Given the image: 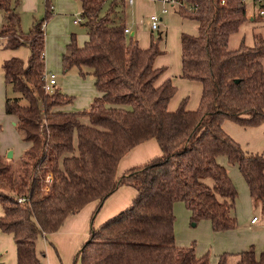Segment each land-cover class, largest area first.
<instances>
[{"label": "trees", "instance_id": "16d2710c", "mask_svg": "<svg viewBox=\"0 0 264 264\" xmlns=\"http://www.w3.org/2000/svg\"><path fill=\"white\" fill-rule=\"evenodd\" d=\"M77 1L87 39L80 45L72 35L62 63L65 74L79 68L82 77L93 76L97 95L81 111L69 109L74 96L44 88L51 3L25 34L17 6L0 0L2 48L30 50L27 62L14 57L3 64L6 87L20 95H7L5 112L17 118L29 145L16 169L0 155V230L14 236L17 264H42L40 237L58 232L94 201L97 214L121 186L137 190L132 205L91 228L76 262L209 264L195 247L177 245L174 206L184 204L193 226L208 221L215 233L236 230L239 193L226 161L239 170L254 206L264 209V154H246L223 128L226 121L246 128L264 123V33H254L252 46L242 41L229 48L248 21L264 28V3L249 17L244 0H173L171 9L198 24L197 36L181 34V77L201 83L203 92L195 111L186 100L170 111L178 89L170 79L158 85L166 69L155 66L166 54L163 34L144 49L116 14L126 0H112L105 15L108 0ZM151 139L162 155L118 179L120 161ZM231 255L222 254L218 264H230ZM235 256L236 264H264V252L253 248Z\"/></svg>", "mask_w": 264, "mask_h": 264}, {"label": "rangeland", "instance_id": "374dc122", "mask_svg": "<svg viewBox=\"0 0 264 264\" xmlns=\"http://www.w3.org/2000/svg\"><path fill=\"white\" fill-rule=\"evenodd\" d=\"M135 1V6H130L128 0H126L125 5H119L116 8V14L119 18L122 19L123 22H125L126 27H128V29L130 30V34L128 36L131 37L132 32H134V39L139 41V44L141 43L144 46L149 47L152 39L157 38L159 36V32H161L164 38V41L161 44V48L166 51V54L160 56L157 59V63L161 66H165V68H168L174 75H177V71L179 69L181 71L180 36L182 33L197 36L198 24L194 21L180 17L169 6H167L169 12L167 14H163V8L165 7V5L160 0H145L140 5L138 3L139 0ZM111 2L112 0H108L106 2L102 10L103 15H105L110 10ZM42 3L43 5H41L40 10L37 14H35L34 16H27L25 18L26 21L22 22V29L25 34H28L33 26V17L37 20H41L45 17L46 0H44ZM246 3L247 10L251 17V14H255L254 10L256 9L252 6L250 0H247ZM53 5L55 8V4ZM64 7L65 8H59L61 11L55 9V12H52L50 20L45 25V31L47 33L46 51H51V62L53 64V69H51L49 73H53L57 76V88L61 89V91H64L66 87L71 90H78V93H74L76 94L74 95L75 97L78 94L83 95L84 93V90L80 89L84 88V86L78 85L76 81V78L80 79L82 77L80 75V69L73 68L70 72L65 74L62 63V55L63 52L66 53L67 51L66 44L69 43L72 35H76L77 42L80 45H83L87 39V30L83 22L74 24L75 20L82 18L81 3L77 1H72L70 5ZM153 14H157L158 16L163 18V22H161L158 31L152 30V21L150 17ZM252 26L253 22L248 21V23H246L242 27L241 31L237 35L232 36L229 43V48L231 50L239 48L242 41H244L248 46H252L254 44L253 33L255 31L258 32V29L261 25H258L256 29H252ZM0 42L2 43L3 39H0ZM23 49L24 50L22 51H25V56H23L24 58L21 59L27 62L30 57V50L27 47H23ZM83 70L84 72L89 71L88 68H84ZM91 78H93V76ZM180 92L182 93V89L180 90ZM7 95L10 97L20 96L16 93H13V91L8 88L6 90V97ZM77 97L79 98V96ZM76 100L77 99L75 97V101ZM15 121L18 122L16 117L7 116L5 111L2 112L0 108V155H2L4 157V161L10 164L14 169L20 166V154L24 151L23 149L29 146L24 141V132L19 128L18 124H14ZM223 128L228 135H230L234 140L240 143L246 154H264V123L257 127L246 128L240 126L239 124L233 121H226L224 123ZM224 165L235 167L236 171L238 170L236 166L231 165L229 163H226ZM228 166L226 168L231 174L230 176H232L231 168ZM207 181L209 184H212L211 181ZM235 185L237 187L238 184ZM237 190L239 195L236 202L237 208L235 215L238 219V223L240 224L241 221L246 220L253 215L250 211V208L248 207V198L246 195L243 194L242 188L238 189L237 187ZM254 215H257L258 217H260V219L264 218V209L261 205L257 206ZM176 223V240L181 245H184L185 247L192 246L195 247L197 250L200 246L207 243V234L201 224L199 226H193L191 224V221H184L179 215H176ZM46 243L44 239L40 237L37 244L38 252H44L46 254V258L42 261L43 264H81L80 261L76 262V256L71 258L69 256L70 254H64L61 258L60 255L55 252L54 248L51 249L54 251H52V254H47V250H45V248H42V244L43 247H45ZM2 255L3 258H1V261H4L6 264H9L8 260L7 262L3 260L8 257L7 251L2 252ZM205 256H208L209 264H211L212 253L211 256L209 253H207ZM237 261V256L231 255L229 257L230 264H236Z\"/></svg>", "mask_w": 264, "mask_h": 264}, {"label": "crops", "instance_id": "0c3cea01", "mask_svg": "<svg viewBox=\"0 0 264 264\" xmlns=\"http://www.w3.org/2000/svg\"><path fill=\"white\" fill-rule=\"evenodd\" d=\"M12 1L13 4L17 6V11L20 14L21 21L25 22L26 21L25 18L27 16L28 17L34 16L35 14L38 13L41 5H43L42 2L44 0H12ZM47 1L51 3L52 12H55V9L60 10L59 9L60 7L65 8L64 6H68L72 3V1H77V0H46V2ZM143 1L145 0H139L138 2L139 5L143 3ZM250 2L252 6L256 9L255 0H250ZM53 4H55V8ZM135 5H136V1L134 0L133 5L130 6H135ZM254 12H256V10H254ZM251 15L253 16V14ZM248 16L250 17L249 12H248ZM36 20L37 19L33 17V23ZM162 22H163V18H162ZM4 23H5L4 15L0 13V28L4 25ZM74 24H76L75 21ZM258 25L260 24L253 23L252 29H256ZM126 29H128V27H126ZM261 31L262 33H264V28L260 26L258 32ZM131 37L135 38L134 32H132ZM46 44H47V33H46ZM1 45L2 44L0 43V108L1 111L4 112L7 87L5 83L3 64L5 61L14 57L24 58L23 56H25V51H22L24 50L23 47L16 50H7L2 48ZM140 45L144 49L148 48V46H144L141 43ZM45 61H46V73H49V71L53 69L50 50H48L47 52L45 49ZM155 66L157 68H163V67L165 68V66L159 65L157 61ZM165 69L166 72L159 79L158 85H161L165 81L170 79L178 89L175 97L172 99V101L169 104V110L176 111L179 108L180 104L184 100H186L187 110L195 111L199 107L201 101L202 92H203L202 84L198 82H191L181 77L182 60H181V71L179 69L176 73L177 75H174L168 68ZM91 77L92 76L81 77L80 79L76 78L78 85L84 86L85 89L80 88L81 90H84V93L83 95L78 94L77 96H79V98L75 96L77 100L74 102L75 104L72 105V107L70 108L71 110L81 111L88 108L91 102L93 101L94 97L97 95L94 85V79ZM181 89H182V93L180 92ZM63 92L67 95L74 96L76 95L74 93H78V90H71L66 87V89H64ZM14 124L17 125L18 122L15 121ZM27 148L23 150L25 151ZM24 151L20 154V159L23 156ZM161 155H162V150L155 139H151L149 141L140 144L139 146L132 149L120 161L117 168V178L120 179L130 169L134 167L142 166L150 162L151 160L160 157ZM223 163L226 164L227 162L223 161ZM227 166L228 165H226V167ZM230 168L232 171L231 177L233 181L235 182V184H238L237 185L238 189L242 188L243 194L246 195L248 198V207L250 208V211L253 216H251L246 220L241 221L239 227L236 230L228 231L225 233H215L212 230L210 222L208 221H202L199 223V225L200 224L202 225L204 231L207 234V243L200 246L196 250V253L199 257H203L207 253H209L211 256L212 253L211 264H218L219 257L224 253L232 254L235 256L239 253L248 251L252 248L255 249L256 252L258 253L264 252V218L260 219V217L254 215V212H256L257 205L254 206L252 202L246 182L242 178L239 170H237L238 171L237 172L235 167H230ZM136 196H137L136 189L130 186H121L112 196H110L104 202L102 208L99 210L97 214L94 215L99 202L94 201L88 204L78 214L69 217L58 232L51 234L48 237H42L45 243L47 242L45 244V247H43L42 244V248H45V250H47V254L49 255L54 252L53 250H51L52 248H54L55 252L58 253L61 258L62 255L64 254H70L69 256L71 258L76 256L82 249L83 245L89 240L91 228L93 227L96 229L100 228L107 221L114 218L121 212L127 210L132 205ZM174 213L177 216L178 215L181 216L184 221L190 222V212L185 208L184 204L177 203L174 206ZM2 215H3V209L2 206L0 205V216ZM254 217H258V221L256 223L251 222ZM176 225L177 223L175 224V226ZM176 243L180 247H185L184 245H181L177 240ZM4 251H7L8 257L5 256L6 259L3 260H5L6 262L8 260L9 264H17V246L14 241V236L11 234L3 233L0 230V258H3L2 252ZM2 262L6 264L4 261Z\"/></svg>", "mask_w": 264, "mask_h": 264}, {"label": "built area", "instance_id": "2783aa9c", "mask_svg": "<svg viewBox=\"0 0 264 264\" xmlns=\"http://www.w3.org/2000/svg\"><path fill=\"white\" fill-rule=\"evenodd\" d=\"M160 1L165 5V7L163 8V14H167L169 12V9L167 8V6L170 7V5L172 6L175 4V1H173V0H160ZM244 2L246 3L245 0H244ZM128 3L130 5H133L134 0H128ZM263 3H264V0H257V1L255 0L256 6L261 5ZM261 13L263 14V11H261ZM150 19L152 21V30L158 31L160 24L162 22V18L160 16H158L157 14H153V15H151ZM81 22H82L81 18L75 20L76 24L81 23ZM125 33L127 35H129L130 30L126 29ZM44 80H45L44 88H45L46 92H52L54 90V88L57 86V76L53 73H46ZM257 221H258V217H254L251 222L256 223Z\"/></svg>", "mask_w": 264, "mask_h": 264}, {"label": "water", "instance_id": "95a60500", "mask_svg": "<svg viewBox=\"0 0 264 264\" xmlns=\"http://www.w3.org/2000/svg\"><path fill=\"white\" fill-rule=\"evenodd\" d=\"M12 155V154H11Z\"/></svg>", "mask_w": 264, "mask_h": 264}]
</instances>
